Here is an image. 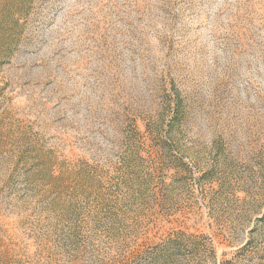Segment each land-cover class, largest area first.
<instances>
[{"label": "rangeland", "instance_id": "374dc122", "mask_svg": "<svg viewBox=\"0 0 264 264\" xmlns=\"http://www.w3.org/2000/svg\"><path fill=\"white\" fill-rule=\"evenodd\" d=\"M178 231L264 264V0H0V264Z\"/></svg>", "mask_w": 264, "mask_h": 264}, {"label": "trees", "instance_id": "16d2710c", "mask_svg": "<svg viewBox=\"0 0 264 264\" xmlns=\"http://www.w3.org/2000/svg\"><path fill=\"white\" fill-rule=\"evenodd\" d=\"M201 246L196 236L178 231L160 243L132 253L123 264H202Z\"/></svg>", "mask_w": 264, "mask_h": 264}]
</instances>
